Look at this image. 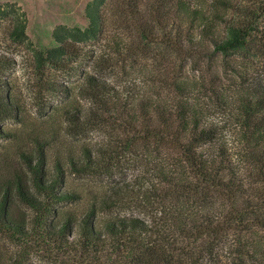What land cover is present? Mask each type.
Instances as JSON below:
<instances>
[{"label": "trees", "instance_id": "obj_1", "mask_svg": "<svg viewBox=\"0 0 264 264\" xmlns=\"http://www.w3.org/2000/svg\"><path fill=\"white\" fill-rule=\"evenodd\" d=\"M8 14L0 6V19ZM86 16L87 27L56 30L55 45L37 60L66 68L83 55L77 42L102 35L109 53L89 56L96 68L127 75L129 60L155 46L160 56L168 49L193 60L194 76L161 68L148 92L88 73L79 87L90 104L67 111L81 132H115L106 146L69 155L73 173L112 175L127 149L150 157L148 179L156 180L110 183L81 218L56 220L54 204L80 194L63 189L65 163L48 171L41 152L28 161L29 178L2 183L0 231L38 235L95 264H264V0H90ZM10 20V36L23 40L25 21L15 13ZM128 27L130 41L121 35ZM3 83L0 113L11 106ZM16 201L33 211L31 221L15 218ZM132 208L138 212L119 211Z\"/></svg>", "mask_w": 264, "mask_h": 264}, {"label": "rangeland", "instance_id": "obj_2", "mask_svg": "<svg viewBox=\"0 0 264 264\" xmlns=\"http://www.w3.org/2000/svg\"><path fill=\"white\" fill-rule=\"evenodd\" d=\"M89 1L0 0V6L9 13V16L0 19V81L5 82L3 84L11 105L9 111L0 113V188L4 181L14 179L18 174L29 178L31 172L28 161L32 160L35 164L41 159V152L44 153L42 160L48 171L53 172L56 161L60 159L66 165L63 189L78 192L80 198L55 203L56 212L51 218L56 220L69 214L76 219L81 218L93 195L105 190L110 183L120 181L135 184L139 181L148 186L156 180H149L153 177L149 171L150 157L148 161L144 151L138 154L127 149L122 154L119 152L112 175L98 177L71 171L69 155L81 157L84 147L94 150L104 147L112 142L115 133L108 128H92L81 132L67 119L68 110L90 104L89 98L81 93L79 87L85 84V76L91 73L115 84H128L136 93L148 92L153 85L156 87L161 78V68L167 69L169 75L179 72L184 77L189 73L194 76L193 60L185 53L177 54L167 49L160 56L157 46L149 54L137 52L129 60L127 75L121 74L118 67H93L90 55L109 53L104 49L109 36L104 35L98 39L77 42L78 50L83 55L75 58L74 62L70 60L66 68L41 64L37 60L38 53L55 45L56 30L64 34L65 28L88 26L86 6ZM12 12L26 24V37L21 41L10 36ZM134 31V28L128 27L121 35L130 41ZM220 59L214 64V71H220ZM259 67L256 64L247 68V71ZM256 74L257 71H254L253 75ZM47 78L54 82L52 86ZM165 90L168 93L167 88ZM152 96L155 97V94ZM119 211L138 212L135 208ZM12 212L15 218L22 221H29L34 215L33 211L17 201L13 203ZM107 215V212L103 213V216ZM76 235L68 234V238ZM0 264H95V259L81 256L79 250L70 251L64 245L38 235L22 237L0 231Z\"/></svg>", "mask_w": 264, "mask_h": 264}]
</instances>
